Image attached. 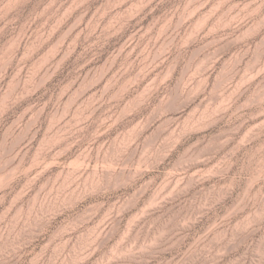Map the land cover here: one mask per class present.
I'll use <instances>...</instances> for the list:
<instances>
[{
  "label": "rangeland",
  "instance_id": "1",
  "mask_svg": "<svg viewBox=\"0 0 264 264\" xmlns=\"http://www.w3.org/2000/svg\"><path fill=\"white\" fill-rule=\"evenodd\" d=\"M0 264H264V0H0Z\"/></svg>",
  "mask_w": 264,
  "mask_h": 264
}]
</instances>
